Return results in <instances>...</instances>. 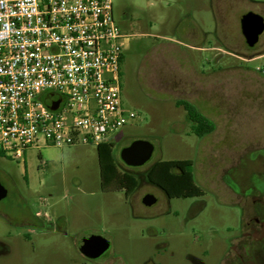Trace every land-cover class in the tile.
Returning <instances> with one entry per match:
<instances>
[{
  "label": "rangeland",
  "instance_id": "rangeland-1",
  "mask_svg": "<svg viewBox=\"0 0 264 264\" xmlns=\"http://www.w3.org/2000/svg\"><path fill=\"white\" fill-rule=\"evenodd\" d=\"M113 2L131 36L123 105L137 117L110 141L118 172L139 186L129 198L104 190L95 144L40 145L24 162L0 155L9 192L0 200V264H83L75 240L87 235L109 240L101 258L108 264H264V33L250 47L241 29L248 13L264 18V0H204L195 40L185 42L178 35L190 25L182 21L187 0ZM179 101L195 105L215 130L197 137ZM136 140L155 150L145 165L129 167L121 153ZM169 160H192L205 195L169 200L152 184L150 169ZM148 194L157 198L152 206L143 203ZM51 206L67 217L68 234L41 239L30 253L21 236Z\"/></svg>",
  "mask_w": 264,
  "mask_h": 264
},
{
  "label": "built area",
  "instance_id": "built-area-1",
  "mask_svg": "<svg viewBox=\"0 0 264 264\" xmlns=\"http://www.w3.org/2000/svg\"><path fill=\"white\" fill-rule=\"evenodd\" d=\"M130 38L113 0H0V152L110 142L137 117L122 99Z\"/></svg>",
  "mask_w": 264,
  "mask_h": 264
},
{
  "label": "trees",
  "instance_id": "trees-1",
  "mask_svg": "<svg viewBox=\"0 0 264 264\" xmlns=\"http://www.w3.org/2000/svg\"><path fill=\"white\" fill-rule=\"evenodd\" d=\"M125 56L123 58L124 63ZM183 107L193 123V131L197 137L203 138L215 130L214 123L201 113L195 105L188 101L177 102ZM101 167L102 185L104 190L124 191L129 198L139 186L138 180L131 174H120L114 158L113 142L98 146ZM0 155H3L0 152ZM149 181L160 187L170 198H198L205 195L199 187L194 175L192 160H169L157 162L148 173Z\"/></svg>",
  "mask_w": 264,
  "mask_h": 264
},
{
  "label": "water",
  "instance_id": "water-1",
  "mask_svg": "<svg viewBox=\"0 0 264 264\" xmlns=\"http://www.w3.org/2000/svg\"><path fill=\"white\" fill-rule=\"evenodd\" d=\"M241 29L247 44L255 47L260 37L264 33V18L256 13H248L241 19ZM60 98L50 105L51 108H57ZM155 147L147 140H136L122 150L121 158L129 167H141L145 165L153 156ZM8 197L7 188L0 182V200ZM157 202V198L148 194L144 197L143 203L146 206H152ZM111 246L106 238L100 235H89L81 241L80 248L84 254L91 258H98L104 254Z\"/></svg>",
  "mask_w": 264,
  "mask_h": 264
},
{
  "label": "flooded vegetation",
  "instance_id": "flooded-vegetation-1",
  "mask_svg": "<svg viewBox=\"0 0 264 264\" xmlns=\"http://www.w3.org/2000/svg\"><path fill=\"white\" fill-rule=\"evenodd\" d=\"M8 196H9V192H8ZM167 198L169 200L179 199V198H170L169 196H167ZM54 208L55 207L51 206L49 213L47 212L45 215H43L41 212L35 213L32 216V219L35 221L32 224V227H30L32 229V232H26L22 234L21 238L24 239V241L26 242L25 244L31 247V249H28L30 253H37L39 251L38 241H40L41 239L44 241L47 240V238L49 237L51 239L52 236L58 237L61 235L68 234V231L70 229L69 228L70 222L67 220V217L65 215L60 214L59 209L54 210ZM87 236H83L81 240L78 241L75 240L76 251H79L86 260V262H84L83 264H89V263L108 264L106 263L105 260H101L102 256L105 253L98 258H91L83 253V251L80 248V245H81V241ZM27 248L25 247L20 248L19 251L24 252L25 249ZM75 262H76V258H75Z\"/></svg>",
  "mask_w": 264,
  "mask_h": 264
},
{
  "label": "crops",
  "instance_id": "crops-1",
  "mask_svg": "<svg viewBox=\"0 0 264 264\" xmlns=\"http://www.w3.org/2000/svg\"><path fill=\"white\" fill-rule=\"evenodd\" d=\"M188 7H186V14L182 18V21H187L190 25L186 24L183 32L180 33V41L195 40L197 34L196 29L200 26L203 21L204 14V0H187Z\"/></svg>",
  "mask_w": 264,
  "mask_h": 264
}]
</instances>
